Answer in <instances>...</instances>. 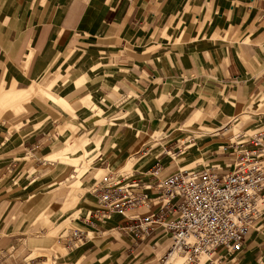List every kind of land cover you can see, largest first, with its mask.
<instances>
[{
  "label": "crops",
  "instance_id": "0c3cea01",
  "mask_svg": "<svg viewBox=\"0 0 264 264\" xmlns=\"http://www.w3.org/2000/svg\"><path fill=\"white\" fill-rule=\"evenodd\" d=\"M37 84L43 91L23 104L25 118L10 124L12 138L0 143L7 148L0 157L23 146L29 151L40 149L37 156L52 162L51 151L59 147L57 159L81 165L62 179L64 186L76 182L80 186L79 178L88 176L84 157L91 140L92 151L95 146L109 148L107 158L102 152L95 157L103 156L107 164L129 153L138 163L147 154L145 148L155 147L163 138L153 139L155 134L172 125L185 128L195 124L196 132L190 133L205 138L219 130L212 129L213 124L220 127L244 112L250 115L244 121L246 126L264 125V0H0V96ZM91 102L103 113L91 110ZM193 105L203 109L191 113ZM102 119L105 123L99 122ZM64 136L85 137L84 144L70 146L60 139ZM184 136L179 139L175 133L172 137L177 148L182 140L189 142L190 136ZM148 138L154 141L142 147ZM51 139H56L54 148L46 152L45 142ZM217 142L206 141L204 146ZM16 161L0 158V176L14 174ZM157 163L158 157L150 156L131 175L146 172ZM45 165L42 161L34 165L36 178L43 179L54 169L46 170ZM223 165L229 164L212 162L208 167ZM44 179L41 186L33 189L35 182H30L19 190L18 195L27 198L17 202L1 198L4 183L0 177V207H12L4 226L20 214L21 219L27 216L32 218L31 224L36 223L42 199L36 202L32 196L43 194L41 187L53 181ZM48 194L49 204L54 193ZM94 200L91 196L88 204L93 206ZM85 219L79 216L78 224L89 232L88 239L68 250L77 251L78 258L88 264L110 258L109 251L102 254L103 244L109 242L135 252V264L157 263L167 248L141 263L143 251L164 247L167 238L161 229L134 245L113 228L122 217L96 222L91 228ZM50 221L51 214L42 211L38 223ZM46 242L33 246L42 252L49 248ZM110 260L107 264H129L114 257ZM258 260L264 264V224L249 233L236 264H258Z\"/></svg>",
  "mask_w": 264,
  "mask_h": 264
},
{
  "label": "rangeland",
  "instance_id": "374dc122",
  "mask_svg": "<svg viewBox=\"0 0 264 264\" xmlns=\"http://www.w3.org/2000/svg\"><path fill=\"white\" fill-rule=\"evenodd\" d=\"M37 91H43V88L38 84L22 89L21 91L15 94L14 93L11 94L8 93L9 91H6L0 96V139H1L0 143L4 141L7 142L8 138L9 139L12 138L11 130L13 128L11 129L9 128L10 124L12 122L16 123L24 120L25 111L22 108V106L27 102L34 101L31 99V97L37 96L38 93ZM62 104L65 106V108H68L66 103L63 102ZM195 104L196 102L194 103V105ZM194 105L192 106L191 113L203 109L202 107H194ZM88 107L91 110L93 109L95 113L98 114L103 113L102 111L99 112L98 108L97 107L95 108L92 102ZM94 108L96 109V111ZM4 112H7L5 113L6 115H3ZM111 117H116V115ZM249 117H250L249 112H244L236 115V117L229 118L226 121V123H224L220 127L213 124L212 129H219V130L215 132V135H213V133H210V135L206 136V138L203 137L204 135L202 134L200 137H197L198 136L197 134L195 136L193 133H190L191 131L196 132L197 127L195 124H193V126H189L185 128H183L181 125L178 126L172 125L168 130L159 131L155 134L153 139L159 140L162 137L163 138L157 141V145L155 147L154 146L153 148H149L150 146L146 147L145 148L146 150L144 152H147V154L146 156L141 158L138 163L143 165L142 162L146 161L148 158H150V156L158 157V160H160V165L163 166L162 169L164 173H162L161 175L182 168L188 170L207 169L209 168L208 165L212 162H216L220 165H222L223 162L225 163L227 162L228 164H231L232 161L230 155L225 154L224 152L220 153V150L217 147L230 144L234 140L233 138L239 132L243 133V135H246L244 133L248 134L249 132L254 131V129L263 126V125H259L257 127L246 126L244 121ZM104 121L105 119H102L99 122L105 123ZM186 122H187V118H185L182 125L186 124ZM178 127L181 130L177 133V131L174 130H177ZM5 128L8 130V132L3 131L5 130ZM60 130H58L59 133L62 132ZM158 133L160 134L156 136ZM175 133L177 134L179 139L183 138L184 134H185L184 137L190 136L189 142L187 141L186 144H184V141H186L187 139L182 140L181 142L183 144L179 148H177V146L179 145H176V141H173L172 138L175 135ZM70 136L60 137V139L65 143H69L70 146L71 145L75 146L76 144L82 146L84 144L83 139L85 137L81 139L79 138L74 139L73 137ZM66 138L68 139L67 141H65ZM98 139L99 137L96 138V140L94 141L96 142ZM210 140H217L218 142L217 144L213 143L211 146L208 147L207 145L204 146L206 141H210ZM49 141L50 142L48 141L45 142L46 152L51 151L54 148L52 147V145L53 143H55L56 139H51ZM152 141L154 140L150 138L146 139L142 147H145L147 144H150V142ZM91 142L87 146L88 152L84 157V159L87 160V163L89 164V174L88 176H86V178L84 177L79 178L80 186H78L77 182L76 185L71 184L70 186H64L61 183L63 178L67 179L69 173L76 170V168L73 167L80 168L81 165L63 161L62 158H61L62 160L57 159L59 158V154H58L59 151L55 152V150L59 149V147L51 151L52 154L49 156V158L52 162H46L42 159L41 156H37V154H39L40 152V149L29 151L28 149H24L23 146L14 148L13 152L10 154L1 155L0 158L2 159H4L5 157H9L10 159L17 160L15 162L16 166L14 169V174L10 176V174L6 173V175L0 176L2 177L3 179L2 182L4 183L2 185V187L4 188L3 189L1 188V192L2 191L4 192L2 195L3 197L1 198H9V200L11 198H15L17 199V202L18 200L22 202L26 200L25 198H27V196L21 197L18 194L20 193L19 190H22L24 186L28 185L30 182H35L31 185V187L34 189L35 186L42 185V183L45 180L44 178L46 179L53 178V181H50L51 183L41 187L43 188L41 190V193L43 194L38 193L39 194L38 195L36 193L35 196H32L35 197L34 199L36 200V202L40 198L42 199L41 200L42 204H40L42 206L39 208L42 210L35 218V222H36L35 224H31L32 218L30 217L26 216L25 220L21 219L22 216L20 214L16 217V219H14V221H12L13 222L12 224L4 226L5 221L7 220L6 219L7 215L9 214L12 207H0V264H88V261L86 259L80 260L78 258L77 251L69 252V250L64 245V237L68 234L70 230L81 231V232L85 231L84 228H82L81 225L78 224V218L81 215H83L86 218H89L88 216L89 209L91 207H96L95 200H94L95 204H93V206H90L88 204L89 203L88 201L91 198V196L94 197V194H92V186L95 183H98L101 180H103L107 176V174H109L108 177L111 178L110 182L118 183L122 179L125 178L127 179L128 176L132 174L133 169L138 168L137 166L138 163L135 162V160L133 159V155H131V153L127 154L126 157H122L119 160L115 161V163L113 162L108 164L105 163V161L101 158L103 156H98V158H95L97 154L101 152L104 154V157L107 158L108 154L110 153V150L109 148L108 149L105 148L104 150V149H100V146H95V150L92 151L91 147L93 145V140H91ZM188 143L191 144L192 147H189L190 145ZM5 149L7 148L0 147V152L4 151ZM111 150H113V148H111ZM169 150L170 153L169 154L166 153L169 152ZM38 161H42V163L44 162L46 164L45 165L46 170H48L49 168H54L53 170H50L49 175L44 177L43 179L36 178L37 175H34L35 172L34 165L38 163ZM17 165H19V167H17ZM141 169L139 170V172L141 171ZM49 191H53L54 195L51 198V202H49L48 204V199L50 196V194H48ZM29 193H32V190L29 191ZM42 211H45V213H50L52 221H50L49 223H38V220L42 215ZM48 216L49 215L43 218L42 222H45ZM3 228L4 230L2 231L1 229ZM86 233L88 234L89 232ZM89 236H92V234H90ZM59 238L61 239L59 240ZM13 239L16 240H14L13 242L12 241ZM44 239H47L46 244L48 245L49 248H45L42 250V252L40 251L38 252L34 248L33 244L41 243ZM107 239L109 238L107 237ZM168 244H169L168 240H166L164 247L150 248V250L147 249V251H143V253H141L140 255L141 263L142 262L144 263V261L152 257L154 254L157 255L161 253V249L166 248ZM102 248H104L102 254L109 251L110 252L109 255H111L110 258L111 257L116 258L117 262L119 260V262L128 261L129 264L136 263L137 257L135 256V252L134 254H131L129 249L125 250L123 247L119 246L116 243H111V242L105 243L103 244ZM150 251H154V252L149 254ZM59 254H61L60 258H58ZM178 256L179 258L178 257L176 258L177 260L176 264H184L185 263L184 256L183 255H178ZM110 258H107L101 264H107V262H112ZM227 258L230 259L231 257L229 256ZM200 260L201 262H203L205 260V257L201 256ZM227 260H225L226 263L231 264L230 261L228 262ZM167 262L162 263L161 261H157V263L155 262L154 264H169V262L168 263ZM256 263L257 262L252 264H256ZM259 263L260 262L258 260V264ZM115 264L118 263L115 262Z\"/></svg>",
  "mask_w": 264,
  "mask_h": 264
},
{
  "label": "built area",
  "instance_id": "2783aa9c",
  "mask_svg": "<svg viewBox=\"0 0 264 264\" xmlns=\"http://www.w3.org/2000/svg\"><path fill=\"white\" fill-rule=\"evenodd\" d=\"M261 127L246 135L237 133L224 146V153L232 161L225 170L212 167L177 170L161 178L158 177L161 166L157 163L146 172H135L136 175L118 183L106 177L108 184L99 182L102 189L99 186L94 189L96 207L91 216L104 221L111 213L123 214L129 206L155 198L157 194L152 188H157L164 202L155 211L148 216L125 218L113 228L126 232L130 239L144 240L155 226L163 227L173 239L168 253L172 250L189 253V263H194L200 253L216 251L223 260L232 251L241 252L248 233L264 224V127ZM100 215L105 218L100 219ZM85 223L93 227L91 219L86 218ZM74 232L71 235L74 238L88 237Z\"/></svg>",
  "mask_w": 264,
  "mask_h": 264
},
{
  "label": "bare ground",
  "instance_id": "6f19581e",
  "mask_svg": "<svg viewBox=\"0 0 264 264\" xmlns=\"http://www.w3.org/2000/svg\"><path fill=\"white\" fill-rule=\"evenodd\" d=\"M243 135V134H242ZM233 139H235V137L233 138ZM227 145V144H226ZM225 146V145H224ZM224 146H222L221 147V150H220V152L222 153V152H225L224 151V149H225V147ZM58 151V149L57 150H55V152H57ZM225 154H227V153H225ZM229 155V154H228ZM231 157V156H230ZM159 164V163H158ZM230 165V164H229ZM161 166V165H160ZM212 168H217V169H219V170H225L226 169V165H223V166H213ZM179 171H183V170H187V171H190V170H188V169H178ZM175 171H177V170H174V171H171V172H168V173H166V174H163V175H161L162 173H164L163 172V169H162V166H161V168H160V170L158 171V177H161V178H164V177H166V176H168L170 173H172V172H175ZM108 175L109 174H107V176L106 177H108ZM106 177L103 179V180H101L100 182L102 183V181L104 182V185H106V184H108L107 183V181L105 180L106 179ZM109 178V177H108ZM126 179V178H125ZM111 180V178H109V181ZM99 183V182H98ZM98 183H95L93 186H92V194H94L95 195V192H94V189L96 188V187H98V188H100V189H102L101 187V185H99ZM100 183V184H101ZM152 191H154L156 194H157V196L155 197V198H153L151 201H148V202H146V203H136L135 205H133V206H129V209H126L125 211H123V214H118V213H111L110 215H109V217H107L104 221H96V220H94L93 219V217L91 216L92 215V210L93 209H95V207H92L91 209H90V211L88 212V215H89V218L88 219H91L92 221H93V226L94 225H96V222L97 223H105L106 221H109V220H111L114 216H119V217H122L123 219H125V218H131V217H142V216H148L149 215V213H151V212H153V211H155L157 208H158V206H160L163 202H164V197L163 196H161V194H160V191L156 188V189H154V188H152ZM96 193L98 194V191H96ZM149 207H152L151 209H149ZM96 214H97V212H96ZM100 219H103V218H105V216H102V215H100ZM156 225V224H155ZM158 229H161L164 233H165V235H166V238H167V240H168V246H167V248H166V250L161 254V256L159 257V259H158V261H161L162 263H166L167 262V260H168V262H169V264H172V263H177V260H176V258L178 257L179 258V256L178 255H183L184 256V258H185V263L184 264H227L226 263V261L225 260H227V259H223V260H221V258H220V255H218L217 254V252L216 251H213V252H210V253H200V254H198L197 255V257L195 258V260H194V263L192 262V263H189V256H190V254L189 253H183V252H176V251H171V252H169L168 253V250H169V248L172 246V244H173V239H172V235H171V233H169L168 231H166V230H164V228L163 227H160V226H155V228H154V230H152V231H150L149 232V236L148 237H146L144 240H135V239H130V237H129V239L132 241V243L134 244V245H138V244H141L142 242H144L145 240H147V239H149L152 235H154L156 232H157V230ZM115 230L116 231H118V232H121L122 234H124V235H128L126 232L124 233V232H122V231H120V230H118V229H116L115 228ZM252 231V230H251ZM250 231V232H251ZM73 232H74V230H70L69 232H68V234L64 237V245L66 246V248L67 249H69V250H73L74 248H76L77 247V245H78V243L81 241V240H84V239H82V238H80L79 237V239H77V238H74L73 236H71V235H73ZM78 232H80V233H82L83 235H86V236H88L87 235V233L86 232H81V231H78ZM249 232V233H250ZM75 234H77V232H74ZM249 233H248V235H249ZM247 235V236H248ZM128 237V236H127ZM247 238V237H246ZM61 238H59V240H60ZM87 239H88V237H87ZM189 240L190 241H192L193 240V237H190L189 238ZM245 243V242H244ZM232 252H234V253H231L230 254V259H228L227 261L229 262L230 261V263L231 264H236V258H237V256H238V254H240L241 252H239V253H237V252H235V251H232ZM201 256H204L205 257V260L203 261V262H201ZM167 262V263H168ZM159 263V262H158Z\"/></svg>",
  "mask_w": 264,
  "mask_h": 264
}]
</instances>
